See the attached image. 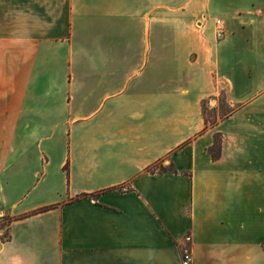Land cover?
I'll list each match as a JSON object with an SVG mask.
<instances>
[{
    "label": "crops",
    "instance_id": "1",
    "mask_svg": "<svg viewBox=\"0 0 264 264\" xmlns=\"http://www.w3.org/2000/svg\"><path fill=\"white\" fill-rule=\"evenodd\" d=\"M185 247L264 264V0H0V264Z\"/></svg>",
    "mask_w": 264,
    "mask_h": 264
},
{
    "label": "built area",
    "instance_id": "2",
    "mask_svg": "<svg viewBox=\"0 0 264 264\" xmlns=\"http://www.w3.org/2000/svg\"><path fill=\"white\" fill-rule=\"evenodd\" d=\"M227 33L226 25L221 18H217L215 20V35L216 37L221 40L225 38ZM192 236L187 234L185 236L186 242H191ZM193 262V254L190 248L185 247L182 249V264H192Z\"/></svg>",
    "mask_w": 264,
    "mask_h": 264
},
{
    "label": "trees",
    "instance_id": "3",
    "mask_svg": "<svg viewBox=\"0 0 264 264\" xmlns=\"http://www.w3.org/2000/svg\"><path fill=\"white\" fill-rule=\"evenodd\" d=\"M221 144H222L221 136L216 134L214 144L209 148V151L212 154L214 159L219 158V156H220ZM159 169L160 170H166V168L162 165L159 167ZM92 196H93V194H92ZM46 209H48V207L42 208V209H40V211H43Z\"/></svg>",
    "mask_w": 264,
    "mask_h": 264
},
{
    "label": "rangeland",
    "instance_id": "4",
    "mask_svg": "<svg viewBox=\"0 0 264 264\" xmlns=\"http://www.w3.org/2000/svg\"><path fill=\"white\" fill-rule=\"evenodd\" d=\"M209 117H211V114ZM161 165L163 166V164H157L156 167H160Z\"/></svg>",
    "mask_w": 264,
    "mask_h": 264
}]
</instances>
